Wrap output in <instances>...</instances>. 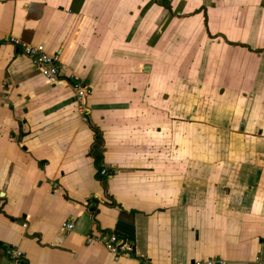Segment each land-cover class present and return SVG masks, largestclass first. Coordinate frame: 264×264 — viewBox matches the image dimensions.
Returning a JSON list of instances; mask_svg holds the SVG:
<instances>
[{
	"label": "crops",
	"instance_id": "0c3cea01",
	"mask_svg": "<svg viewBox=\"0 0 264 264\" xmlns=\"http://www.w3.org/2000/svg\"><path fill=\"white\" fill-rule=\"evenodd\" d=\"M160 1L0 0V264H264V0Z\"/></svg>",
	"mask_w": 264,
	"mask_h": 264
},
{
	"label": "built area",
	"instance_id": "2783aa9c",
	"mask_svg": "<svg viewBox=\"0 0 264 264\" xmlns=\"http://www.w3.org/2000/svg\"><path fill=\"white\" fill-rule=\"evenodd\" d=\"M9 42L13 43L24 55L28 56L35 67L41 72V74L47 79V81L60 84L64 82V78L61 76L62 62L57 54L46 53L42 45L33 46L20 42L16 39H7ZM72 86L75 91L74 99L77 103L78 109L81 112L82 119L84 122H88V116L86 114L85 99L90 92V88L80 84L79 82H72ZM100 174L108 175L111 170L108 166L100 163ZM63 227L66 229H71L73 227V222H65ZM99 241L106 245V247L114 253V255L119 256L121 253L132 252V244L127 240H123L118 237L112 231H104L99 236H87V241ZM6 255L13 261L20 263L23 260L22 253L14 248H5ZM192 264H227L225 260L219 257H208L205 259H195Z\"/></svg>",
	"mask_w": 264,
	"mask_h": 264
},
{
	"label": "trees",
	"instance_id": "16d2710c",
	"mask_svg": "<svg viewBox=\"0 0 264 264\" xmlns=\"http://www.w3.org/2000/svg\"><path fill=\"white\" fill-rule=\"evenodd\" d=\"M160 3L162 5H164L166 8L171 10L170 0H161ZM242 45L246 46L245 44H242ZM254 51L260 52L261 49H255ZM86 112H87V110H86ZM88 122H89V120H88ZM90 127L94 131V141H93V144L91 146V154H92L94 161H95V164H96L97 178L101 182L103 188L106 189V187H107V176H109L110 174H108V175H101L100 174V169H101L100 163H101V159H102L103 138H102L100 130L96 126L90 124ZM107 204L113 205V200L110 196H109V201L107 202ZM90 209H92V207Z\"/></svg>",
	"mask_w": 264,
	"mask_h": 264
},
{
	"label": "rangeland",
	"instance_id": "374dc122",
	"mask_svg": "<svg viewBox=\"0 0 264 264\" xmlns=\"http://www.w3.org/2000/svg\"><path fill=\"white\" fill-rule=\"evenodd\" d=\"M195 1H193V3H194Z\"/></svg>",
	"mask_w": 264,
	"mask_h": 264
}]
</instances>
